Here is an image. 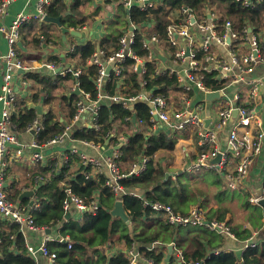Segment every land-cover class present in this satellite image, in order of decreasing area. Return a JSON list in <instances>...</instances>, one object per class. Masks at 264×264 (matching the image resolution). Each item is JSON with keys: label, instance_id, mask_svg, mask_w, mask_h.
Segmentation results:
<instances>
[{"label": "built area", "instance_id": "2783aa9c", "mask_svg": "<svg viewBox=\"0 0 264 264\" xmlns=\"http://www.w3.org/2000/svg\"><path fill=\"white\" fill-rule=\"evenodd\" d=\"M17 1L20 0H0V20L7 15L10 6ZM235 1L246 8L264 4V0ZM50 3L51 0H38L36 12L33 15L21 13L10 26L0 24V33L4 35L8 44V52L4 58V84L0 95V102L3 104L0 118V161L3 167L5 157L11 152L10 146H16V153L19 157L24 156L25 152L23 145L17 147V136L12 132L11 124L12 114L17 108L18 94L14 84L17 72L23 71L24 85L28 86L27 75L37 68L50 71L56 78H65L70 75L78 80L88 72L89 68L96 67L97 73L93 78L96 97L83 89L78 82L73 85L72 92L79 90L75 113L65 123L64 131L58 137L45 145L37 142V137L43 130L44 116L41 114L27 128V132L34 136L30 146V149L34 150L30 157L31 161L44 163L48 159L44 150L68 145L69 148L63 152L65 162L69 163L72 156L80 158L81 165L86 167L85 178L95 181L104 178V186L110 189L116 200L124 202L125 197L132 195L143 202L145 209L155 213L169 226L207 229L241 245L238 250L231 251L244 252L246 249L264 244L262 234L261 238L259 237L264 231V225L261 230L252 231L250 238L240 241L228 222L209 220L206 212L201 208H192L182 213L169 204L150 201L136 191L127 192L121 181L143 174L148 169L150 158L142 155L129 172H122L118 165V159L122 153L121 149L116 148L128 144L129 137L117 129L109 131L104 136L105 143L75 138L78 131L93 130L96 134L102 135L99 112L103 102L121 104L123 108L132 112L133 118L136 116L135 104L138 101L145 102L150 106L149 120L145 122L143 119L136 118L135 123L140 126L148 125L147 136L157 133L162 126L170 131H188L189 136L197 132L198 144L203 151L191 164L190 169L216 171L221 175L224 186L228 190L240 195H243L244 190H248L250 192L247 198L249 204L263 208L264 178L260 189L253 190L250 173L264 153V79L263 77L255 78L254 75L252 77L254 70L264 65V23L258 29L251 25L239 29L232 20L222 22L212 7L207 17V12L199 16L191 8L183 6L178 10L179 21L167 28V39H162L152 25L130 21L119 37L117 49L111 53L106 50L93 53L86 65L82 67L64 65L61 62L64 56L41 64L29 65L19 58L18 44L22 38V27L33 20L45 21L47 17L45 10ZM120 3L127 12H130L134 6L141 11L159 7L158 0H120ZM139 38L142 42V49L145 50L142 56L135 49ZM167 48L170 52H167ZM73 51L74 47L65 51V55ZM128 60L133 61L130 67H126ZM169 60L172 66L166 69L165 65ZM150 69L152 73L149 74ZM127 70L138 74V79L144 89L137 96L129 97L125 94L129 88L124 76ZM204 73H216L217 80L223 87L216 91L208 87ZM167 75L175 76L178 80V87L182 90L181 102L177 108L168 97L159 91L160 87H149L151 81ZM115 82H117V89L113 88V94L108 93L107 88ZM233 86L238 89L229 94L228 90ZM215 92L221 95L219 99L212 101L218 102L216 112L218 122H214L213 125L210 122L207 125L206 119L201 115L204 103L207 101L205 95ZM196 93L201 94L203 99L193 104L191 96ZM86 116L87 120L84 121ZM129 119L126 118L127 121ZM227 127H229L227 145L226 148H221L220 136ZM107 141H110L111 149H115L113 156L102 154V151L106 150ZM217 158L219 161L215 162ZM3 167L0 168V218L10 224L18 225L25 238L28 231L46 232L48 228H40L35 224L34 213L39 210L40 202L34 201L33 206L25 207L9 199L4 187ZM261 169L264 174V161ZM99 203L100 193L94 194L87 203L76 195L70 186H66V199L63 203L65 222L69 221L65 219L68 214L70 219L77 217L78 220H81L85 213L96 215L100 207ZM58 237L60 236L45 238L38 249L26 241L30 255L41 253L50 264H54L57 255L49 251L47 244L58 240ZM58 241L68 243L69 238L60 237ZM145 248L149 252L156 251V255L162 253L164 255L162 261L158 263L153 257L141 255L140 249L134 245L126 249L128 264H207L206 256L209 255V253H203L195 260H188L185 251L178 246L176 241L163 243L157 240ZM222 251L224 250H215L211 253L219 255Z\"/></svg>", "mask_w": 264, "mask_h": 264}, {"label": "trees", "instance_id": "16d2710c", "mask_svg": "<svg viewBox=\"0 0 264 264\" xmlns=\"http://www.w3.org/2000/svg\"><path fill=\"white\" fill-rule=\"evenodd\" d=\"M158 1L159 7L147 11H141L134 6L130 12H127L122 5H119L118 10L124 24V18H126L128 22L152 25L162 39H167L168 26L179 21H172L173 14L183 6L191 8L199 16H203L208 8L215 7L222 22L228 19L232 20L239 29L246 25H251L253 28L258 29L264 23V4L256 5L254 8H246L236 3L235 0ZM115 2L119 4L120 0H107L106 5ZM82 4L83 0H75L71 6H68L65 0H51L45 11L47 16L51 18L62 16V25L65 28H77L82 27L86 22V18L82 20L75 18L82 16L79 11ZM122 31V27L117 28V33H115L114 29L111 35L105 39L106 44L117 49ZM41 33L48 40H55V37L49 34L47 30H42ZM40 40V37L35 35L31 39V43L37 47ZM96 48V43L88 42L78 46L76 53L72 54L71 58L85 65L90 56L96 51ZM135 49L138 50L141 56L145 54L140 38ZM132 63V60H128L126 67H130ZM96 73V67L89 68L88 72L77 80L80 86L87 92L92 93L94 97L97 95L93 81ZM150 73H152L151 69L149 70ZM204 74L205 83L208 87L214 91L223 87L221 82L217 80L216 73ZM124 76L126 77V84L129 85V88L125 91L126 95L129 97L137 96L138 93L144 91L136 72L127 70ZM28 78L40 87L39 92L32 95V102L37 103L42 94H44L43 103L48 106L43 122V130L37 137V142L40 145H45L64 131L63 125L65 121H61L62 116L71 118L75 113V104L79 96L74 92L69 94V96L63 95L64 93L62 94V92L67 88L65 83L72 82L75 84L76 78L69 75L65 78L59 77L57 82H52L49 77H41L37 73H30ZM116 83L107 88L108 93H114L113 88L117 89ZM149 87H160L159 91L166 97L172 91L177 93L180 91L177 78L169 75L151 81ZM134 110L137 119H143L145 122L149 120L150 106L147 103L138 101L134 106ZM37 115L38 111L30 108L24 98L18 96L17 108L11 117L12 128L17 133H24ZM132 116V112L123 108L121 104L103 102L99 112L102 135L96 134L93 130H88L87 132L78 131L75 134V138L105 143L106 140L103 138L109 131L117 129V127L122 130L125 127L132 128L136 124L133 122ZM126 118H130L129 121ZM145 125L146 127L148 126L147 124ZM146 127L143 126L145 131ZM128 136L129 142L121 148L122 155L118 159L121 171L129 172L142 155L148 156L150 160L148 169L143 174L131 176L121 181L125 190L131 192L137 189L141 193L145 192L150 201L169 204L175 210H180L181 205L189 199L188 187L181 182L180 178L175 181L170 179L167 183L160 186L159 184L164 180L166 172L162 166L155 163V157L159 152L175 150L176 140L171 138L166 132L146 136L143 130H133ZM76 163L80 164L79 168L72 171V167ZM54 164L55 162H52V167ZM85 170L86 167L81 165L80 158L72 156L69 166H63L60 172L61 175L52 176L49 183L41 187L37 192L41 208L34 213L36 226L54 230L59 223L64 221L58 229V234L60 237L69 238L68 243L55 240L47 244L49 251L57 255L54 264H128L126 249L134 245L139 247L141 255L153 257L156 262H161L164 257L162 253L156 255V251L149 252L145 247L157 240L163 243H171L175 239L178 240L182 228L167 225L155 213L145 209L140 199L130 195L124 198V203L134 227L133 235H131L128 227L120 219H116L111 215L116 197L109 188L104 186L105 179L102 178L100 181L87 180L84 175ZM50 171L51 167L49 166L39 165L38 167V172L43 177L49 174ZM68 176L69 178L67 179ZM61 183H65V186H61ZM66 186H70L73 192L87 203L94 194L100 193L98 213L96 215L85 213L82 215L81 220L70 221L69 219L68 222H65L63 203L66 199ZM9 199L16 202L17 197L9 196ZM229 211L227 206H223L222 202L217 210L210 212L209 220L214 218L225 220ZM251 223L250 221L249 224L251 225ZM252 227L254 230H261L263 225L260 223L257 226L252 223ZM232 230L240 241L247 240L252 234L246 229L243 230L242 227H233ZM208 233L203 229L197 230L188 234L190 238L177 241L178 246L185 251L188 260H195L202 256L206 248H209L210 251L216 248H225L222 237L217 235L219 238L216 241ZM263 234L262 237H264ZM240 247L241 245L239 246L238 243L237 248ZM114 249V253L107 252ZM206 258H208L207 264H264V244H259L256 248H249L244 252L222 251L219 255L209 253ZM0 264H37L28 251L26 240L20 231V227L2 220H0Z\"/></svg>", "mask_w": 264, "mask_h": 264}, {"label": "crops", "instance_id": "0c3cea01", "mask_svg": "<svg viewBox=\"0 0 264 264\" xmlns=\"http://www.w3.org/2000/svg\"><path fill=\"white\" fill-rule=\"evenodd\" d=\"M65 1L68 4V6H71V5H73L75 0H65ZM91 1L94 2V8L95 9L97 7V9L100 10V9H102V7H105L104 11L109 13L110 20L115 19V14L117 11L115 12V10L110 9V8H112L111 5H106L107 0H105L104 6L98 5L96 3V0H91ZM37 2H38V0H20V1H17L16 3H14L10 6V8L7 12V15H5L0 20V24L4 25V26H10L17 19V16L20 15L21 13H25L26 15L27 14L33 15L36 12ZM119 5L121 6V3H119ZM84 6H85V3L83 2L81 8L79 9L82 16L75 17V18L78 20H82L83 18H86L85 24L82 27L70 28V29H74V30L79 31L82 34V38H77L75 36L68 34L66 37V40H63L61 30L56 25L51 24V23H47L45 21L33 20L31 22H27L22 27L21 42L23 44V48L19 47V58L22 59L23 61H25L29 65H31V64L35 65V63L41 64L43 62L55 60L61 56H64L61 58V60H62L61 62L64 65H67V66L69 65V66H74V67H82L84 64L80 63L76 59L71 58V55L76 53V48L78 46L84 45L88 42H92V43L97 44V48H96L95 52H98L99 50H106L110 53L113 52L115 50V47L111 46V45H107L105 42V39L108 36H110L109 34L111 33V31L108 32L109 34H106L108 31V28L110 29V27L103 22V20L100 18L99 14L94 15L92 17L88 16L83 9ZM158 6H159V4H158ZM212 8L218 14L217 9L215 7H212ZM118 9H119V7H118ZM205 12H207L206 16L208 17V14L211 12V7L208 8ZM218 16H219V14H218ZM179 19H180V14L178 13V11L174 12L173 17H172V21H176ZM124 21H125L126 27L123 28V31L129 25L126 18H124ZM42 30H47L49 34H51L55 37V40L54 41L48 40L47 37L42 35V33H41ZM35 35L39 36L41 39L37 47L33 46L31 43V39ZM69 37L72 39L70 42L68 41ZM73 47H74V51L72 53H69L68 55H65V51H68ZM51 49H55L54 53H52V54L50 52ZM166 50H167V52H170V49L167 48ZM7 52H8L7 41L4 37V35L2 33H0V95L2 92V86L4 84V73H5L4 58L6 57ZM171 66H172V63L169 60L167 62V64L165 65V68L167 69ZM30 73H37L38 75L40 74L41 77L47 76L52 80V82H57V80H58V78H56V76L54 74H51L50 71L45 70L43 68L34 69L33 71H30L29 74ZM23 75H24L23 73L18 71L16 76L14 77L15 78V81H14L15 90H16L18 96L23 97L24 100L27 102V105L30 108H34L38 111V115L35 118V120L40 117V114L43 115L45 118L47 111H48V106H46L43 103L44 94H42V96L40 95L41 97L37 103L32 102V100H31L32 95L34 93H37L38 91L32 92L31 94L27 95L26 90L30 89V86H32V85L36 86V84L33 82V80L29 79L28 75H27L28 86L24 85V79H23L24 76ZM253 75L255 78L263 77V79H264V65L257 67L254 70L252 77H253ZM65 85L67 88H66V90H64V92H62V94L64 93L63 95L69 96V94L72 93V88H73L74 83L66 82ZM38 88L40 89V87H38ZM237 89L238 88L236 86H233L232 88H230L228 90V93L232 94ZM179 90H180L179 93L172 91L170 93V95H168L169 101L173 102L175 104V108L178 107V105L181 102V98H182V90L180 88H179ZM191 98H192L193 104H195L199 101H202L203 96L201 94L196 93V95H192ZM216 104H217V107L215 110L213 106H215ZM217 109H218V102L205 101L204 110L201 112V115L203 116V118L206 119V122H209V123L211 122V124L213 125L214 122L216 120H218L217 115H216ZM2 110H3V104L0 102V118L2 116ZM40 110H41V113H40ZM70 119L71 118H67L66 116H62L61 121L62 122L65 121L64 122V125H65V123L68 122ZM86 120H87V116L84 118V121H86ZM207 125H208V123H207ZM143 126L146 127V125L140 126L138 124H134V126L132 128L125 127L122 130V129L117 127V130L120 133L124 134L125 136L130 135V133H132L133 130L134 131L143 130L144 134L147 136L148 127H146V131H145V129H143ZM12 132L15 133L17 136V140H18V146L17 147H20L23 145V148L25 151L24 156L19 157V155L16 153V146H14V145L10 146L11 152L4 159L5 166L3 167L2 162L0 161V168L3 167L4 171H5V185H4V187H5L6 194H8V196L17 197L16 202H14V203H16L17 205L26 207V206H30V203L33 200L37 201V202H40V201L37 198V194L31 199L30 198L29 199L24 198L22 201H20L19 197H20L21 193L24 190H33V189L38 188V187L40 189L41 187H43L49 183V180L52 176L61 175L60 172H61L63 166H69V163H66L65 159L63 158V152H66L65 150L67 148H69V146L68 145L55 146V147L46 149V150H44V153L48 156L47 161L44 163H33L30 159L31 155L34 153V150L30 149V146H31L32 141L34 139L33 134L28 133L27 130L24 133L20 134V133H17L14 128H12ZM163 132H166L167 134L170 135L171 138L176 140V142H177L176 148H175V150L171 151V153L175 152V155L170 154V160L167 159L164 161L166 163H167V161H169L168 164H161L160 162H157L156 157H155V163H157V165L162 166V168L166 172V175L170 174V172H174V173H171V176L168 179V181L170 179L175 181L177 178H180L182 175L187 176L186 172L192 171V169H190V166L192 163H194L198 159L199 155L203 151V148L200 147L198 144L199 135L197 132L194 133L193 135L189 136L188 131H177V132L176 131H170L167 127L162 126L161 129L157 133L152 134V135H158V134L163 133ZM228 132H229V127L225 128L221 133V136H220V147L221 148H226L227 140H228ZM109 143H110V141H107V144H109ZM107 144H106V150L102 151V154L105 156H113L115 149H111V147H110L111 144H109V145H107ZM17 149H19V148H17ZM171 155H172V157H171ZM263 161H264V153L259 157L256 165L253 167V169L250 173L251 180H252L251 188L253 190L260 189L262 180L264 178V174H263L262 169H261ZM52 162H55L53 167H52ZM39 165L51 167V171L49 172V174H47L44 177L41 176L38 172ZM79 165L80 164L76 163V165L72 167V171L77 170L79 168ZM178 168H179V170H177ZM201 170H195V171L199 172ZM215 172L216 171H214V173ZM174 174H176V175H174ZM216 174H217V172H216ZM217 175L219 176V179L222 182L223 180H222L221 175L220 174H217ZM68 178H69V176L67 177V179ZM165 178H166V176H165ZM165 178H164V180H165ZM187 179L188 180H186L183 183L188 187L189 199L186 200L181 205L180 210H178V211H180L182 213H186L189 210H191L192 208H201L206 212L207 218L209 219L210 212L212 210H217L223 201L221 199H216L215 201L210 203L209 199L206 198V196H204V194H203V186L205 184H204L203 180L201 179V176H196L193 178L187 177ZM167 182H165V183H167ZM165 183H162L161 185H163ZM223 185H224V183H223ZM61 186H65V183H61ZM135 191L138 194L145 196L147 198V195L145 194V192L141 193L137 189ZM115 201H117V200H115ZM240 202L242 203V201H240ZM240 202H238L236 199V201L231 203V206H227L223 202V206H225V207L227 206V208L230 210L226 216V219L223 221L228 222V224L232 228L233 227L234 228L242 227L243 230L246 229V230L250 231L251 233H252V231H257V229H255V230L253 229L252 223H251V225H249V222H250L249 219H246V221L244 220L245 216H246V212L242 209V205L240 204ZM235 204H237V207H241L240 210H238V212H240V216L243 217V222L242 221L240 222L239 220L236 219L235 214L237 213V210L234 207ZM40 208H41V203H40ZM40 208H39V210H40ZM35 212H37V211H35ZM156 216H155V218L158 217V216L157 217ZM158 218H160V217H158ZM65 219H66V217H65ZM75 219H77V217L74 219H70V221L75 220ZM160 219H162V218H160ZM0 220L6 222L2 218H0ZM213 220H219V219L214 218ZM75 221H78V219ZM63 222H61V223H63ZM61 223H59L54 228L55 231L51 230L50 234H46V232H42V231H36V232L28 231L26 233V238L25 237L24 238L28 244H31L36 249H38L45 238H47V237L56 238L57 236H59L58 229H59V227H61V225H62ZM260 223L262 225H264V209H263V216L259 220L258 225H260ZM45 228H47V227H45ZM180 228L183 229V227H180ZM186 228H188V227H186ZM203 230H205V229H203ZM212 233H214V232H212ZM216 234H218V233H216ZM261 234H263V232L260 233V235H259L260 238H261ZM219 235H221V234H219ZM222 237H223V239H222L223 244L225 247L224 249L216 248V249L210 251L209 248H206L203 253H211L215 250L231 251V250H238L239 249V248H237L238 242H235L229 238H226L225 236H222ZM186 238H190V237L188 236ZM181 239H184V238H181L179 236L178 240L175 239L174 241L177 242ZM203 242H205V241H203ZM135 246L138 247L137 245H135ZM239 246H240V244H239ZM107 252L108 253H114L115 249L113 251H107ZM32 257L36 260L37 264H50L48 259L45 258L41 253L33 255Z\"/></svg>", "mask_w": 264, "mask_h": 264}, {"label": "rangeland", "instance_id": "374dc122", "mask_svg": "<svg viewBox=\"0 0 264 264\" xmlns=\"http://www.w3.org/2000/svg\"><path fill=\"white\" fill-rule=\"evenodd\" d=\"M83 2L85 3V6L83 7L85 13L92 17L94 15H100V18L103 20V22L108 25L110 27V29L108 28V31L106 34H109L108 32L112 31L115 29V33H117V28H124L126 27L121 14L119 13L118 7L119 4L117 2L115 3H111L110 5L112 6V8L115 10L116 14H115V19L110 20L109 17V13L104 11L105 7H102V9L98 10L97 7L96 9L94 8V2H92L91 0H83ZM111 11V10H110ZM85 14V15H86ZM86 15V16H87ZM91 22V21H90ZM111 33L109 35H111ZM72 39L69 37L68 41L70 42ZM59 43V42H58ZM55 49H51V54L54 53ZM32 65V64H31ZM39 86H30V89L26 90L27 91V95L31 94L32 92H39ZM214 109L216 110L217 104L215 106H213ZM218 121L216 120L215 123H217ZM128 133V132H127ZM170 154H174L175 152H168V151H162L160 153L157 154L156 156V161L160 162L161 164H168L169 161L164 162L165 160H170ZM172 157V155H171ZM157 164V163H156ZM179 170V168L177 169ZM174 173V172H170ZM186 175H182L180 177L181 182H185L187 179V177L189 178H193L196 176H201V179L204 182V186H203V194L204 196H206V198L209 199L210 203H212L213 201H215L216 199H221L225 205L227 206H231V203L236 201L240 202L242 201V203L240 202V204L242 205V209L246 212V216H245V221L246 219H249V221H251L253 224H256L257 226H259V220L262 218L263 216V209L260 206H251L247 200L250 192L248 190H244L243 195L241 194H237L233 191H230L227 189L226 186L223 185V181L221 182L219 179V176L216 174V172L214 173V171L208 170V169H202L201 171H195L192 170L191 172H186ZM115 202V200H114ZM235 209L237 210L236 215V219L239 220L240 222H243V217L240 216V212H238V210H240L241 207H237V204L234 205ZM197 230H202V228H195V227H188V228H183L180 231V237L181 238H186L188 237V234ZM208 233V235H210L211 237H213L216 241L217 238L222 237L219 234L216 233H212L210 231H208L207 229H205ZM217 235H219L217 237ZM223 239V237H222Z\"/></svg>", "mask_w": 264, "mask_h": 264}, {"label": "water", "instance_id": "95a60500", "mask_svg": "<svg viewBox=\"0 0 264 264\" xmlns=\"http://www.w3.org/2000/svg\"><path fill=\"white\" fill-rule=\"evenodd\" d=\"M96 3L98 5L104 6L105 5V0H96ZM209 17H210V15H209ZM45 22L56 25L61 30V33H62V36H63V40H66V37H67L68 34H70L72 36H75L77 38H82V34L79 31L74 30V29H70V28H65L62 25V16L59 17V18H51V17L47 16L45 18ZM18 45H19L20 48H23L22 42H19ZM20 72L23 73V71H20ZM77 82L78 81L76 80V83ZM75 94L79 95V90H77L75 92ZM220 97H221V95L219 94V92L208 93V94L205 95L206 100L209 101V102L217 100ZM40 113H41V110H40ZM133 121L136 122V116H134ZM207 123L209 124V122H207ZM122 147H123V145H120L116 149L119 150ZM218 161H219V158H217L215 160V162H218ZM174 175H176V174H174ZM170 176H171V174H167L165 180L163 182H161L160 185L162 183L167 182L168 179L170 178ZM38 190H39V187L35 188L33 190H24L21 193V195L19 197V200L22 201L24 198H26V199L33 198L37 194ZM33 204H34V200L30 203V206H33ZM262 206H263V209H264V201L262 202ZM111 215L114 218H116V219H120L128 227L129 233L131 235H133L134 227H133V224H132V222L130 220V217H129L126 209H125L123 201H120V200L115 201L114 207H113V209L111 211ZM66 219H68V220L70 219V215L69 214L66 216ZM50 233H51V230H47L46 231V234H50ZM59 239H60V237H58V240ZM212 253H214V252H212Z\"/></svg>", "mask_w": 264, "mask_h": 264}, {"label": "bare ground", "instance_id": "6f19581e", "mask_svg": "<svg viewBox=\"0 0 264 264\" xmlns=\"http://www.w3.org/2000/svg\"><path fill=\"white\" fill-rule=\"evenodd\" d=\"M18 48H19V45H18ZM250 249H251V248H250ZM246 250H248V249H246ZM246 250H245V251H246Z\"/></svg>", "mask_w": 264, "mask_h": 264}]
</instances>
